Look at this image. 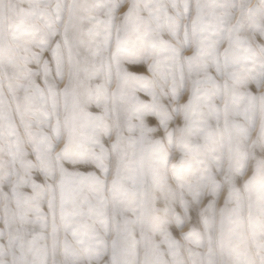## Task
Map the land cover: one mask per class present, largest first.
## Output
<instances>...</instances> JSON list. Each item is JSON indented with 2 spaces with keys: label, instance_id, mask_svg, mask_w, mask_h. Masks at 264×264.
Masks as SVG:
<instances>
[{
  "label": "snow or ice",
  "instance_id": "1",
  "mask_svg": "<svg viewBox=\"0 0 264 264\" xmlns=\"http://www.w3.org/2000/svg\"><path fill=\"white\" fill-rule=\"evenodd\" d=\"M0 264H264V0H0Z\"/></svg>",
  "mask_w": 264,
  "mask_h": 264
},
{
  "label": "rangeland",
  "instance_id": "2",
  "mask_svg": "<svg viewBox=\"0 0 264 264\" xmlns=\"http://www.w3.org/2000/svg\"><path fill=\"white\" fill-rule=\"evenodd\" d=\"M252 2L255 3L256 0H252ZM126 6H127V5L125 4V9H126ZM125 9H121V11H124ZM166 38H167V37H166ZM186 54H188V53H186ZM31 67H32V68H35L36 65L33 64V65H31ZM127 67L129 68L130 71H135V70H136V66L128 65ZM133 87H134V85H133ZM252 90H253V91H256L254 85L252 86ZM137 95L139 96V98H140L141 100L149 99V97H147V95H146L144 92H138ZM185 98H186V97H185ZM218 102H219V101H218ZM149 123H155V118H154V117H149Z\"/></svg>",
  "mask_w": 264,
  "mask_h": 264
}]
</instances>
